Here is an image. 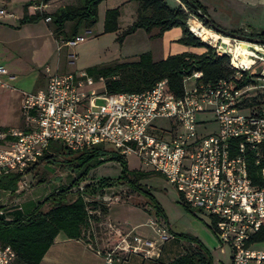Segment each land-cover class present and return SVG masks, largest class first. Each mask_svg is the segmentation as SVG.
<instances>
[{
  "label": "built area",
  "instance_id": "obj_1",
  "mask_svg": "<svg viewBox=\"0 0 264 264\" xmlns=\"http://www.w3.org/2000/svg\"><path fill=\"white\" fill-rule=\"evenodd\" d=\"M2 17L11 18L12 14L0 9ZM191 22L204 25L189 14L188 30L200 38L190 29ZM219 36L220 42H233L224 48L215 46L227 56L233 75L204 82L201 71H192L183 78L180 96L169 91L166 79L142 92L107 94L102 78L45 67V85L21 94L20 111L28 128L10 131L14 139L0 146V176L18 175L17 190L22 191L28 187L24 180L28 170L51 142L72 151L107 144L119 155L137 158L141 167L175 187L185 204L205 212L217 240L230 250V264H264V250L254 248L251 242L264 224V98L260 103L250 101L257 97V89L262 88L259 93L264 94V84H255L259 78L264 80V45ZM85 39L80 34L61 40L56 49ZM238 43L249 45L247 63L240 60ZM5 74L0 66V75ZM0 85L4 83L0 81ZM207 112L212 113L217 127L204 134L197 126L205 128L208 121H196L195 115ZM157 118L169 119L172 128L155 129L152 122ZM250 161L259 169L249 173ZM149 224L155 240L133 229L116 230L117 243L106 251L104 263L119 262L120 254L156 259L161 245L172 235L153 219ZM14 259L13 250L0 244V264H12Z\"/></svg>",
  "mask_w": 264,
  "mask_h": 264
},
{
  "label": "rangeland",
  "instance_id": "obj_2",
  "mask_svg": "<svg viewBox=\"0 0 264 264\" xmlns=\"http://www.w3.org/2000/svg\"><path fill=\"white\" fill-rule=\"evenodd\" d=\"M76 0H27L18 2L16 0H0V9L12 14L11 18H0V66L8 73L14 74V80L6 78L1 81L13 88L20 95L36 90V86L45 82V67L51 71L57 69L59 73L86 72L92 66H107L114 63L129 62L137 58L141 53L149 52L154 61L164 59L168 55L178 53H201L205 48L202 46L185 45L178 41L181 36L180 27H172L165 31L160 37H154L156 30L146 33L143 29H136L118 40L122 32L134 21L137 2L136 0H103L97 6V21L88 32H82L86 39L72 47L63 46L60 51L56 47L61 40H55L51 33V26L46 19L35 24H27L20 31L13 26L22 16L23 9L32 12H53L60 6L74 4ZM169 5H178L175 0H165ZM31 3V4H28ZM118 8L117 31L103 32V15L106 9ZM43 27L50 31L54 39L53 53L50 57L43 56ZM40 29V30H39ZM208 29V28H207ZM212 30V29H210ZM39 32V39L28 38L27 34ZM215 32L214 30H212ZM48 32V31H47ZM241 35L247 36L250 32L241 30ZM199 40H201L199 38ZM202 41V40H201ZM204 44L216 49L204 41ZM233 45L232 41H226ZM60 45V44H59ZM40 52H37L38 50ZM203 51V52H204ZM258 81V82H257ZM257 85L264 84L263 79H257ZM192 81L186 83L189 86ZM43 87V86H41ZM262 88L256 90V100H262L264 94L259 93ZM196 121L205 119V128L197 126L199 132L204 134L216 130L211 112L197 113ZM11 125V124H10ZM3 127L2 125H0ZM155 129L169 131L172 123L167 118H157L152 122ZM8 128V133L13 130L25 128V120L19 108V116ZM166 137V136H165ZM51 144L60 147L58 142ZM104 151L115 152L107 144L100 145ZM79 153L59 152L53 162L43 163L37 166L24 180L34 195H45L53 193L60 187H65L78 180L86 171L83 180H78V186L82 189L85 185H91L102 180L114 181L110 187L104 188L95 196L85 195L86 200L96 202L90 223L84 231V237L105 241L106 250H110L115 242L116 230L123 232L133 229L135 233L146 239L155 240L156 233L149 220L153 219L159 226H165L175 234H189L198 238L208 250L211 264H230V250L221 245L217 240L211 227L210 217L203 211L185 204L175 187L169 184L162 176L151 174L139 181L143 191L135 192L126 180H118L121 165L117 160H106L97 164L95 160L81 163L76 157ZM126 168L130 170L149 171L140 166L139 161L132 155L125 157ZM25 188V189H26ZM73 188V190H75ZM24 190L20 191L23 192ZM74 196H68L71 200ZM184 203V206H183ZM188 207V210L185 208ZM45 207V206H44ZM43 207V209H44ZM102 209V210H101ZM159 210V215L157 211ZM117 237V236H116ZM118 239V238H117ZM117 241V240H116ZM186 246V243H182ZM254 248L264 250V242H256Z\"/></svg>",
  "mask_w": 264,
  "mask_h": 264
},
{
  "label": "trees",
  "instance_id": "obj_3",
  "mask_svg": "<svg viewBox=\"0 0 264 264\" xmlns=\"http://www.w3.org/2000/svg\"><path fill=\"white\" fill-rule=\"evenodd\" d=\"M101 1L103 0H76L74 4L60 6L50 13L37 11L29 13L24 8L22 16L18 19V25L32 24L49 18L48 22L54 39L69 41L94 26L97 21V6ZM178 1V5H169L165 0H136L135 19L122 32L118 40H122L124 36L133 33L136 29H143L146 33L156 30L154 37H160L172 27H180L179 42L185 45L202 46L205 51L199 54L187 52L172 54L157 61L152 59L149 52H145L139 54L133 61L87 68L86 73L89 76L103 79L104 90L107 94L142 92L150 89L155 82L166 79L169 91L175 96H180L183 93V78L192 71H201L204 82L226 79L233 75V71L228 66L227 56L204 44L188 30L186 22L189 14L196 15L207 28L212 29L208 21L215 25L206 14L204 7L197 0ZM118 16V8L105 10L103 32L117 31ZM230 32L237 35L242 34L241 30ZM247 36L264 40V30L251 31ZM250 101L261 102L254 98ZM13 139L8 134V128L0 126V146H4ZM59 152L79 153L76 158L81 163L95 160L97 164H100L106 160H117L121 165L118 180H126L135 192L143 191L139 184L141 179L155 174L151 171H129L126 168L124 156L116 152L104 151L101 147L72 151L63 145L57 147L51 143L28 170V173L40 164L53 162ZM261 164H264V144L262 145ZM257 169L259 167L254 168L250 161L249 173ZM86 171L78 180L84 179ZM18 180V175H1L0 190L14 193ZM78 180L68 186L58 188L20 218L7 220L0 215V244L9 246L13 250L15 259L12 264H39L58 233H62L68 239L85 238L84 231L91 218H94L91 211H96V202L86 200L85 195L95 196L104 188L110 187L114 181L102 180L85 185L80 190L75 188L78 186ZM68 196L74 197L69 200ZM46 203L49 207L43 211L42 207ZM185 208L188 210L187 206ZM158 212L159 210L157 211L159 215ZM169 232L172 239L161 245L158 257L151 261L161 262L163 260L161 259L162 250L169 243L173 255L167 258L165 264H211L210 254L198 238L189 234H175L171 230ZM183 242L186 246L182 244ZM251 242H264V224L254 233Z\"/></svg>",
  "mask_w": 264,
  "mask_h": 264
},
{
  "label": "crops",
  "instance_id": "obj_4",
  "mask_svg": "<svg viewBox=\"0 0 264 264\" xmlns=\"http://www.w3.org/2000/svg\"><path fill=\"white\" fill-rule=\"evenodd\" d=\"M7 1L10 2L11 0ZM16 1L22 3L27 0ZM197 1L204 7L206 14L213 23L221 29L227 31L247 30L249 32L264 30V0ZM26 25L27 24L17 26L15 22L13 26L16 30L20 31ZM42 30H44L43 37H45L43 40L42 54L47 58L53 53L54 39L48 28L46 30L43 27ZM38 33V31L34 33L31 32L30 34L28 33L27 37L39 39L41 34ZM37 52L40 51L38 50ZM9 76H12V79H9ZM4 78L8 81H13L14 74L6 71L5 75H0V81ZM45 82H40L38 86H36V89L44 86ZM20 102V93L16 92L13 88H8L6 84L0 85V125L3 127H10L15 121H17ZM27 128V124L25 123V128H23V130H26ZM30 174L31 173H28L27 175ZM29 184L30 182L28 183V187ZM44 198L45 195H34L31 187L30 189H24L21 193L17 189L14 193L0 190V210L3 212V216L7 220L20 218L34 209ZM43 207V211L47 210L49 207L48 203L44 204ZM91 212L94 213L96 211ZM115 238L117 240L116 236ZM116 240L115 242H117ZM106 246V242L101 239H91L89 237L83 239H68L62 233H58L54 242L48 248L39 264H105L104 255L106 251H109L106 250ZM171 255H173V252L171 246L167 243L161 253V259H163L161 262L143 259L138 255L120 254L119 262L115 264H165L167 263V258L171 257Z\"/></svg>",
  "mask_w": 264,
  "mask_h": 264
},
{
  "label": "bare ground",
  "instance_id": "obj_5",
  "mask_svg": "<svg viewBox=\"0 0 264 264\" xmlns=\"http://www.w3.org/2000/svg\"><path fill=\"white\" fill-rule=\"evenodd\" d=\"M190 29L196 33L200 37L202 41L205 43L211 45V46H219L223 47L222 44H226V42H220L221 37L218 33L213 32L210 29L205 28L204 26L200 25L199 23H193L190 24ZM224 48V47H223ZM237 52L238 55H242L240 60L241 62L247 63L246 59V51L249 49V45L246 43H238L237 45Z\"/></svg>",
  "mask_w": 264,
  "mask_h": 264
},
{
  "label": "water",
  "instance_id": "obj_6",
  "mask_svg": "<svg viewBox=\"0 0 264 264\" xmlns=\"http://www.w3.org/2000/svg\"><path fill=\"white\" fill-rule=\"evenodd\" d=\"M208 24L210 25L212 30H214L216 33H218L220 35H223L225 37H229V38L236 39V40H239V41H244V42H249V43H254V44H263L264 45V40H261V39H258V38H254V37H250V36L234 34V33L230 32V31L221 29V28L211 24L209 21H208ZM222 46L226 47V44L223 43Z\"/></svg>",
  "mask_w": 264,
  "mask_h": 264
}]
</instances>
